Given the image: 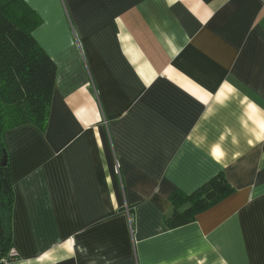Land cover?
Listing matches in <instances>:
<instances>
[{"label": "crops", "instance_id": "crops-1", "mask_svg": "<svg viewBox=\"0 0 264 264\" xmlns=\"http://www.w3.org/2000/svg\"><path fill=\"white\" fill-rule=\"evenodd\" d=\"M25 1L57 77L47 128L3 133L4 263L264 264L262 1ZM219 175L233 192L169 228Z\"/></svg>", "mask_w": 264, "mask_h": 264}, {"label": "trees", "instance_id": "trees-1", "mask_svg": "<svg viewBox=\"0 0 264 264\" xmlns=\"http://www.w3.org/2000/svg\"><path fill=\"white\" fill-rule=\"evenodd\" d=\"M40 24L41 18L25 0H0V163L6 154V130L33 125L44 131L48 126L57 66L33 36ZM211 191L217 193L214 201L206 199ZM232 192L222 175L192 194L178 191L170 198L172 210L165 222L171 229L193 223L201 212ZM2 202L0 264H5L11 259L7 254L12 239L13 195L8 187Z\"/></svg>", "mask_w": 264, "mask_h": 264}, {"label": "water", "instance_id": "water-1", "mask_svg": "<svg viewBox=\"0 0 264 264\" xmlns=\"http://www.w3.org/2000/svg\"><path fill=\"white\" fill-rule=\"evenodd\" d=\"M6 166H7V155L5 154L0 163V175H1L4 186L8 187Z\"/></svg>", "mask_w": 264, "mask_h": 264}, {"label": "built area", "instance_id": "built-area-1", "mask_svg": "<svg viewBox=\"0 0 264 264\" xmlns=\"http://www.w3.org/2000/svg\"><path fill=\"white\" fill-rule=\"evenodd\" d=\"M261 1H262L263 5H264V0H261ZM128 211H129V209H128ZM15 256H16V252L11 251L10 257L13 258Z\"/></svg>", "mask_w": 264, "mask_h": 264}]
</instances>
